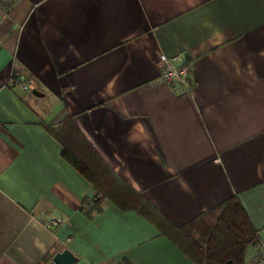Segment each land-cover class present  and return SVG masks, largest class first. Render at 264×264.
<instances>
[{"label": "crops", "instance_id": "1", "mask_svg": "<svg viewBox=\"0 0 264 264\" xmlns=\"http://www.w3.org/2000/svg\"><path fill=\"white\" fill-rule=\"evenodd\" d=\"M161 53L190 87L160 80ZM67 117L171 224L236 196L243 263L264 249V0H18L0 19V264H196L135 210L80 207L100 194L45 130Z\"/></svg>", "mask_w": 264, "mask_h": 264}, {"label": "trees", "instance_id": "2", "mask_svg": "<svg viewBox=\"0 0 264 264\" xmlns=\"http://www.w3.org/2000/svg\"><path fill=\"white\" fill-rule=\"evenodd\" d=\"M45 130L61 145V157L85 180L89 181L99 198H83L81 208L87 213L99 212L103 199L110 200L121 210H135L156 226L190 260L196 264H224L231 259L243 264L247 246L258 243L256 230L236 196L211 208L181 227L171 224L145 197L134 191L112 171L107 163L87 142L72 118L62 120L58 127ZM50 259H43V262ZM127 264V263H120ZM129 264V263H128Z\"/></svg>", "mask_w": 264, "mask_h": 264}, {"label": "built area", "instance_id": "3", "mask_svg": "<svg viewBox=\"0 0 264 264\" xmlns=\"http://www.w3.org/2000/svg\"><path fill=\"white\" fill-rule=\"evenodd\" d=\"M18 0H0V19H4L9 14L10 10L13 8L15 2ZM160 62V80L165 84H179L185 87H190L193 83L191 66L186 61H181L179 55L167 56L164 53L159 55ZM15 76V75H13ZM26 89L27 86H24ZM60 218L56 216H49L44 222L46 228L56 225ZM42 264H54L52 260L42 262ZM247 264H264V249L256 253L251 257L250 261Z\"/></svg>", "mask_w": 264, "mask_h": 264}, {"label": "water", "instance_id": "4", "mask_svg": "<svg viewBox=\"0 0 264 264\" xmlns=\"http://www.w3.org/2000/svg\"><path fill=\"white\" fill-rule=\"evenodd\" d=\"M33 94L40 96L41 93L36 90L31 91ZM54 264H74L77 261L75 255L69 249H63L59 252H56L51 258ZM224 264H234V262L229 259Z\"/></svg>", "mask_w": 264, "mask_h": 264}, {"label": "rangeland", "instance_id": "5", "mask_svg": "<svg viewBox=\"0 0 264 264\" xmlns=\"http://www.w3.org/2000/svg\"><path fill=\"white\" fill-rule=\"evenodd\" d=\"M246 259H247V257H246ZM247 261V260H246ZM249 262V260L247 261V262H245V263H243V264H247Z\"/></svg>", "mask_w": 264, "mask_h": 264}]
</instances>
